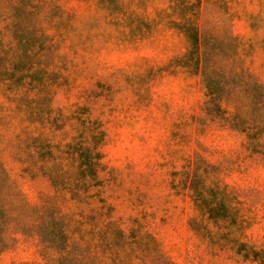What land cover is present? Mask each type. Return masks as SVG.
Returning a JSON list of instances; mask_svg holds the SVG:
<instances>
[{
	"label": "rangeland",
	"instance_id": "obj_1",
	"mask_svg": "<svg viewBox=\"0 0 264 264\" xmlns=\"http://www.w3.org/2000/svg\"><path fill=\"white\" fill-rule=\"evenodd\" d=\"M189 28L240 113L184 66ZM261 91L264 0H0V163L67 234L10 223L0 264H264Z\"/></svg>",
	"mask_w": 264,
	"mask_h": 264
},
{
	"label": "trees",
	"instance_id": "obj_2",
	"mask_svg": "<svg viewBox=\"0 0 264 264\" xmlns=\"http://www.w3.org/2000/svg\"><path fill=\"white\" fill-rule=\"evenodd\" d=\"M183 31L189 41V48L183 61L184 66L201 75L206 94L211 100L224 99L234 107L236 114L240 113L244 101L238 88L241 84H245L240 83L238 75L241 74L231 69L227 70L228 63L217 51L215 45L206 41L205 38H209L208 36L200 37L194 28L183 29ZM199 53L201 56L198 57ZM232 79L234 80L231 81ZM231 82L232 85H229ZM254 86L261 89L259 83H255ZM260 95L263 97L262 103L258 100L253 106L264 105V91H261ZM244 120L251 125L256 123V117L252 113H248ZM191 186L195 193L201 192L197 187ZM10 223L21 233H35L41 243L49 247L60 252L66 249L65 224L57 212L45 206L29 204L0 163V252L6 248L5 232Z\"/></svg>",
	"mask_w": 264,
	"mask_h": 264
}]
</instances>
